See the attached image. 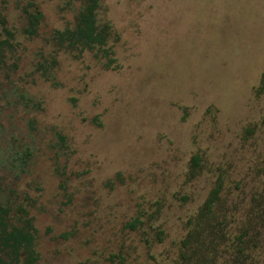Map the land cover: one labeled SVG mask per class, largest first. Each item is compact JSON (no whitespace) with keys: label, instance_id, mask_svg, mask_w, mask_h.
<instances>
[{"label":"rangeland","instance_id":"obj_1","mask_svg":"<svg viewBox=\"0 0 264 264\" xmlns=\"http://www.w3.org/2000/svg\"><path fill=\"white\" fill-rule=\"evenodd\" d=\"M84 4L0 0V205L36 264H264V0H100L107 53L55 40Z\"/></svg>","mask_w":264,"mask_h":264},{"label":"trees","instance_id":"obj_2","mask_svg":"<svg viewBox=\"0 0 264 264\" xmlns=\"http://www.w3.org/2000/svg\"><path fill=\"white\" fill-rule=\"evenodd\" d=\"M100 0H84V7L77 16L76 25L73 29L67 28L64 31H57L55 40L60 47L67 46L69 48H98L103 50L107 45L108 37L110 35L109 25L102 27L97 26L96 11L99 8ZM41 15H32L30 34H35ZM6 35L10 38L13 34L4 29ZM10 38L0 39V59L5 56L6 51L12 49ZM104 53H107L105 49ZM261 86L264 87V78L261 80ZM264 122V120H263ZM60 141L64 143V138L60 136ZM199 166V159L197 157L193 160V167ZM222 190V185L217 184L210 196L204 203L201 211L202 218L200 222L204 221V217L212 214L214 204L219 200V194ZM23 224L15 225L10 220V210L8 207L0 205V264H36L39 256L35 250L36 245V229L31 219L22 221ZM139 220L136 219L128 224L131 229H136ZM244 233L240 238L244 237ZM245 249H239L242 257H245ZM119 264H124L121 260Z\"/></svg>","mask_w":264,"mask_h":264}]
</instances>
